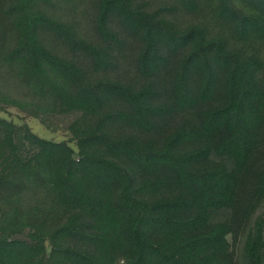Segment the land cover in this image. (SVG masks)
<instances>
[{
  "label": "trees",
  "instance_id": "trees-1",
  "mask_svg": "<svg viewBox=\"0 0 264 264\" xmlns=\"http://www.w3.org/2000/svg\"><path fill=\"white\" fill-rule=\"evenodd\" d=\"M0 264H264V0H0Z\"/></svg>",
  "mask_w": 264,
  "mask_h": 264
},
{
  "label": "rangeland",
  "instance_id": "rangeland-1",
  "mask_svg": "<svg viewBox=\"0 0 264 264\" xmlns=\"http://www.w3.org/2000/svg\"><path fill=\"white\" fill-rule=\"evenodd\" d=\"M0 118L14 122L18 126L27 125L35 135L49 142L63 143L69 139L64 132L49 131L39 121L26 117L16 109H10L7 113H0Z\"/></svg>",
  "mask_w": 264,
  "mask_h": 264
}]
</instances>
